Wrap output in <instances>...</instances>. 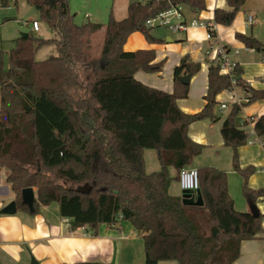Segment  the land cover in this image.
I'll list each match as a JSON object with an SVG mask.
<instances>
[{
	"label": "trees",
	"instance_id": "16d2710c",
	"mask_svg": "<svg viewBox=\"0 0 264 264\" xmlns=\"http://www.w3.org/2000/svg\"><path fill=\"white\" fill-rule=\"evenodd\" d=\"M54 38L36 32L19 37L4 66L0 48V168L8 172L18 209L36 215L43 207L59 205L69 230L86 228L97 235L100 225L131 222L145 247V264H234L245 240L264 233V215L235 209L225 171L199 167V191L172 196L169 189L182 169L193 167L205 147L189 136L193 122L222 118L215 114L217 96L233 87L229 75L210 63L205 107L187 114L178 105L189 95L181 81L202 66L184 57L174 71L172 93L139 82L137 72L158 73L164 62L153 64L152 50L127 51L125 45L141 32L150 43L160 42L146 23L173 7L206 9L205 0H139L122 20L79 25L69 0H27ZM248 0H228V9H216L214 24L230 26ZM3 6L9 0H1ZM104 29L99 56H92V36ZM210 32L212 26H208ZM246 48L262 53L264 44L252 36H236ZM53 46L44 61L36 53ZM237 86L247 88L250 104L264 100V88H253L235 70ZM241 107L234 105L221 127L224 145L233 150L232 163L242 179V195L253 204L264 199V189H253L252 166L242 167L239 150L248 139ZM264 140V116L254 124ZM153 149L161 169L148 173L144 152ZM171 169L176 171L171 176ZM34 188V211L22 202V192ZM199 198L202 203H197ZM82 264H108L86 262ZM116 264V263H115Z\"/></svg>",
	"mask_w": 264,
	"mask_h": 264
},
{
	"label": "crops",
	"instance_id": "0c3cea01",
	"mask_svg": "<svg viewBox=\"0 0 264 264\" xmlns=\"http://www.w3.org/2000/svg\"><path fill=\"white\" fill-rule=\"evenodd\" d=\"M205 1L206 9L200 13L194 12L189 6L181 7L187 24L198 21L205 25L189 27L186 32H172L164 27H156L152 35L160 39V42L150 43L145 35L137 32L130 36L125 45V49L131 52L155 51L156 59L153 64L164 62L163 69L158 73L141 70L135 74V78L143 84L168 93L174 90V71L184 57L189 56L202 66L199 73L191 76L188 97L178 101L179 107L187 114L200 112L206 105L204 97L208 90L209 65L212 63L210 47L214 44L218 43L230 51L232 60L243 70L242 78L249 87L264 88L262 53L246 48L244 43L236 38L240 33L255 37L264 44V0H248L244 8L237 12L235 21L230 26L214 24L215 10L228 9V0ZM248 16H254V23L250 27L246 24ZM208 26H212L214 30V40L208 39ZM236 52H239L238 56ZM236 92L239 96L244 95L242 87ZM216 98L219 105L230 100L227 90ZM229 110H226L225 114L220 112L222 119L217 122L208 119L193 122L189 127L190 138L205 147L194 162L200 163L209 157L214 158V167L228 174L229 193L234 199L235 209L239 212H251L252 201L242 195L244 179L233 168V150L224 145L220 131ZM240 114L242 120L246 116H264V100L245 106ZM239 156L242 167L252 166L256 170L250 177V186L253 189H264V148L258 144H246L240 148ZM144 160L146 170L150 173L145 152ZM7 176V170L0 168V264H31L33 258L38 264H145L142 236L135 231L131 222L102 224L97 235H93L86 228L71 232L68 220L60 217L57 203L43 207L36 215L19 209L15 215L2 213L3 209L15 200L12 186L6 181ZM175 184L179 185V181L171 184L169 193L178 197L183 194V190L181 192L180 187L178 193L174 192ZM256 206L264 215V199L259 200ZM159 264L178 263L163 261ZM234 264H264V233L260 238L245 240L242 243L241 255Z\"/></svg>",
	"mask_w": 264,
	"mask_h": 264
},
{
	"label": "rangeland",
	"instance_id": "374dc122",
	"mask_svg": "<svg viewBox=\"0 0 264 264\" xmlns=\"http://www.w3.org/2000/svg\"><path fill=\"white\" fill-rule=\"evenodd\" d=\"M137 1L139 0H69V5L72 15L75 16L74 21L77 24L83 25L95 22L106 27L111 17L116 20H122L127 17L128 6L132 2ZM0 9V48L4 52L3 56L5 68H8L9 65V56H7V53L15 47L17 38L21 37L23 34L33 32L31 27L27 25L24 26L22 22L29 23L37 21L40 23L41 30L35 34L42 39H51L55 37V34L52 32L49 25L43 20L41 21L38 10L29 4L27 0H9V4L7 6H3L0 0ZM104 38V29L92 36L90 52L92 53V56H99L101 54L100 52L103 46ZM35 55L38 61H44V59L56 54L53 46H45ZM219 110L220 105L218 104L215 107V114L221 115ZM225 113L226 110H224L223 114ZM145 157L150 173L160 170L155 150L146 149ZM214 160V158L209 157L207 160H201L200 163L199 161H196L193 164L195 166L203 167L209 165L214 166V162H212ZM175 175L176 171L171 169V176L174 177ZM179 185L175 184L174 192L178 193L180 188Z\"/></svg>",
	"mask_w": 264,
	"mask_h": 264
},
{
	"label": "built area",
	"instance_id": "2783aa9c",
	"mask_svg": "<svg viewBox=\"0 0 264 264\" xmlns=\"http://www.w3.org/2000/svg\"><path fill=\"white\" fill-rule=\"evenodd\" d=\"M181 7H173L171 10L162 12L158 14L155 18H151L147 21L146 25L147 27L155 29L156 27H164L169 29L170 31L178 32H186L189 27L194 26H203L204 23L193 21L190 24H187L184 20L183 14L181 12ZM21 23V22H20ZM254 23V16H248L247 19V26L250 27ZM24 26H31L32 31L39 32L40 31V23L37 21L32 22H22ZM212 31L213 28L211 29ZM216 38L215 35H213L209 30L208 39L214 40ZM211 52V58L212 63L218 64L221 67L220 74L221 75H229L232 78L233 81V87L231 89L227 90V93L229 95V102H223L220 104V112H224V110H229L234 105H237L241 107V112L245 108V106L250 104V93L248 92L247 88H243L244 95L239 96L236 92V90L241 87L237 86V81L234 78V72L237 68H239V65L232 60L230 51L226 49L225 47L219 45L218 43L215 45H212L210 47ZM239 55V52H236V56ZM240 112V113H241ZM245 123V128L248 133V139L247 143L248 145H260L264 148V140L260 138L254 129V124L257 121V116H246L242 120ZM180 187L183 191L190 192L192 194L199 191L200 188V180L198 175V169L197 168H185L182 169L179 173L178 178Z\"/></svg>",
	"mask_w": 264,
	"mask_h": 264
},
{
	"label": "water",
	"instance_id": "95a60500",
	"mask_svg": "<svg viewBox=\"0 0 264 264\" xmlns=\"http://www.w3.org/2000/svg\"><path fill=\"white\" fill-rule=\"evenodd\" d=\"M26 36L27 34H23L21 37H26ZM191 76H192L191 74L182 76L181 81L186 85H190ZM185 193L186 192H183V194ZM35 198H36V194H35L34 188L31 187V188H27L23 190L22 202L24 205L29 207L31 213L34 211ZM197 203L198 204L202 203L200 198ZM17 210H18V205H17V202L14 201L13 203L5 207L2 213L7 214V215H15ZM250 211L254 217L256 218L260 217L261 212L258 211L256 204L252 203V206L250 207ZM31 264H38V262L33 258L31 261Z\"/></svg>",
	"mask_w": 264,
	"mask_h": 264
}]
</instances>
